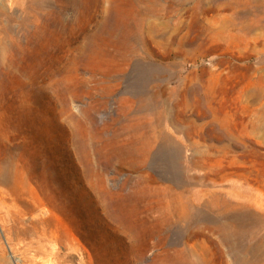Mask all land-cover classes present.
Masks as SVG:
<instances>
[{
  "label": "rangeland",
  "instance_id": "rangeland-1",
  "mask_svg": "<svg viewBox=\"0 0 264 264\" xmlns=\"http://www.w3.org/2000/svg\"><path fill=\"white\" fill-rule=\"evenodd\" d=\"M10 63L0 264H264V0H0Z\"/></svg>",
  "mask_w": 264,
  "mask_h": 264
},
{
  "label": "bare ground",
  "instance_id": "bare-ground-1",
  "mask_svg": "<svg viewBox=\"0 0 264 264\" xmlns=\"http://www.w3.org/2000/svg\"><path fill=\"white\" fill-rule=\"evenodd\" d=\"M29 116L30 95L25 66L18 67L14 63L7 66L2 65L0 70V123L2 122L7 127L16 145L24 144L28 138Z\"/></svg>",
  "mask_w": 264,
  "mask_h": 264
}]
</instances>
